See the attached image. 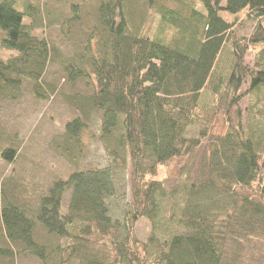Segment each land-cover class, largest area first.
Segmentation results:
<instances>
[{"label":"trees","instance_id":"1","mask_svg":"<svg viewBox=\"0 0 264 264\" xmlns=\"http://www.w3.org/2000/svg\"><path fill=\"white\" fill-rule=\"evenodd\" d=\"M15 4L0 0V50L11 53L0 56V101L25 83L46 100L55 89L43 77L59 59L67 82L92 89L63 100L86 120L100 112L110 164L54 180L33 207L1 189L0 264H264V0H97L98 39L92 47L87 38L78 65L31 33L37 6ZM71 10L77 20L78 5ZM205 89L207 113L198 104ZM83 118L66 123L67 142L79 145ZM192 127L196 137L187 135ZM14 154L12 145L0 151L9 164ZM117 168L128 171L131 194L121 220L106 202ZM180 191L170 215L177 233L140 240L137 222L153 227L159 202Z\"/></svg>","mask_w":264,"mask_h":264},{"label":"rangeland","instance_id":"2","mask_svg":"<svg viewBox=\"0 0 264 264\" xmlns=\"http://www.w3.org/2000/svg\"><path fill=\"white\" fill-rule=\"evenodd\" d=\"M27 2H32L40 10V22L31 32L54 47L59 57L73 64L79 63V56L85 49L87 38L92 35L91 46L96 45L98 33L94 32L97 22L95 8L97 0H16L15 7L22 9ZM73 5L79 7V17L72 20ZM126 3V6H129ZM252 26L247 24L238 33L247 36ZM229 48L225 46L218 58L217 66L223 74L227 68ZM10 52L1 51L0 56L6 58ZM251 61V56H248ZM43 83L53 86L55 92L46 100H37L31 93V84L25 83L14 98L0 101V151L12 145L15 149L14 160L11 164L0 157V190L15 200L23 201L27 205L35 206L39 198L46 192L50 184L57 179H66L69 174L78 169L101 168L110 164V159L99 140L100 112L93 110L88 119H84L79 112L66 104L63 95H89L92 91L87 80H77L72 86L67 82L59 59H52L43 77ZM199 107L207 113L212 106V97L208 89L200 93ZM246 100L240 103L244 108ZM81 117L85 121V128L80 132L79 145L67 142L65 139V125L73 119ZM198 127L188 130V137H196ZM202 152V153H201ZM207 152L201 150L203 154ZM5 182V183H4ZM179 188L182 181L175 182ZM168 182L167 187L175 186ZM2 185L4 187H2ZM4 195L0 191V199ZM68 193L64 194L63 211L67 206ZM130 182L127 170L117 168L115 175L114 195L106 202L110 216L114 220H121L130 204ZM181 191L174 197H165L159 202V216L153 227L141 219L136 224V234L140 240H145L150 232L160 240H169L177 233L170 215L181 205ZM61 245L69 243L62 239ZM21 264H39L34 258L20 259Z\"/></svg>","mask_w":264,"mask_h":264}]
</instances>
